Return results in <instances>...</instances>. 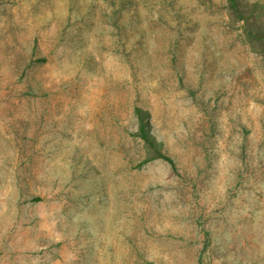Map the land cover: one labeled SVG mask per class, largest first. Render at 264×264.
Returning a JSON list of instances; mask_svg holds the SVG:
<instances>
[{"label": "rangeland", "instance_id": "374dc122", "mask_svg": "<svg viewBox=\"0 0 264 264\" xmlns=\"http://www.w3.org/2000/svg\"><path fill=\"white\" fill-rule=\"evenodd\" d=\"M228 6L0 0V264H264V56Z\"/></svg>", "mask_w": 264, "mask_h": 264}, {"label": "trees", "instance_id": "16d2710c", "mask_svg": "<svg viewBox=\"0 0 264 264\" xmlns=\"http://www.w3.org/2000/svg\"><path fill=\"white\" fill-rule=\"evenodd\" d=\"M228 2V8L231 11V17L235 21H245L248 27L245 28V34L247 37L248 44L250 43L252 47L256 46L260 53L264 56V30L258 32L254 30V26L252 24H256V17L263 18L264 17V5L257 2L253 4L252 12L249 14L248 18L251 17L250 20H246V17L242 14L241 10V2L240 0H226ZM259 53L258 51H256ZM137 118L139 121V130L138 136L141 141L147 147V151L149 153H154V156H149L144 162L141 163L140 167L148 164L155 160H163L170 164L174 170H176V165L173 159L167 156L160 146V144L155 140V138L150 133V124L148 119V114L141 109H136Z\"/></svg>", "mask_w": 264, "mask_h": 264}]
</instances>
